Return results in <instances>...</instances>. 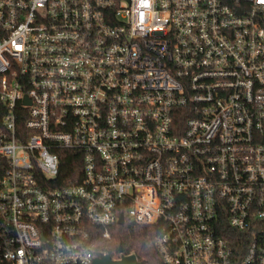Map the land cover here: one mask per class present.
Here are the masks:
<instances>
[{
  "label": "built area",
  "instance_id": "1",
  "mask_svg": "<svg viewBox=\"0 0 264 264\" xmlns=\"http://www.w3.org/2000/svg\"><path fill=\"white\" fill-rule=\"evenodd\" d=\"M125 223L161 264H264V0H0V264Z\"/></svg>",
  "mask_w": 264,
  "mask_h": 264
},
{
  "label": "trees",
  "instance_id": "2",
  "mask_svg": "<svg viewBox=\"0 0 264 264\" xmlns=\"http://www.w3.org/2000/svg\"><path fill=\"white\" fill-rule=\"evenodd\" d=\"M62 172L60 180L66 181L74 177L75 153L63 151ZM159 230L155 226L136 225L125 223L113 232L112 239L105 243L106 251L112 257H118L121 253H133L144 264H161L159 253L155 247V240ZM121 248V250H120Z\"/></svg>",
  "mask_w": 264,
  "mask_h": 264
},
{
  "label": "water",
  "instance_id": "3",
  "mask_svg": "<svg viewBox=\"0 0 264 264\" xmlns=\"http://www.w3.org/2000/svg\"><path fill=\"white\" fill-rule=\"evenodd\" d=\"M120 224H123V218L120 220ZM121 250V248H120ZM137 259L135 255L124 257L122 260L114 261L111 259L110 255L100 254L99 258H96L93 264H136Z\"/></svg>",
  "mask_w": 264,
  "mask_h": 264
}]
</instances>
